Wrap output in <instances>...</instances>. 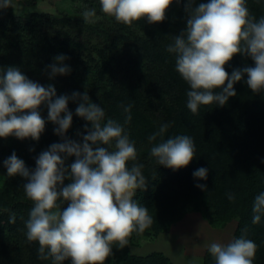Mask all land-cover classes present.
Returning <instances> with one entry per match:
<instances>
[{
  "label": "trees",
  "instance_id": "trees-1",
  "mask_svg": "<svg viewBox=\"0 0 264 264\" xmlns=\"http://www.w3.org/2000/svg\"><path fill=\"white\" fill-rule=\"evenodd\" d=\"M79 1L88 3L79 18L83 19L80 16L93 7L101 10L99 0ZM246 4L257 20L264 17V0H246ZM79 18L58 19L40 13L16 17L9 7L0 9V65L16 66L44 86L53 84L57 96L87 91L91 101L103 107L105 120L114 119L125 127L137 149L134 163L143 165L148 181L147 189L136 190L133 197L153 219L145 230L158 234L163 225L175 222L183 201L204 204L219 222L238 220L234 239L246 233V238L257 245L254 264H264V216L259 224L252 223L254 199L264 192V92L253 93L241 80L234 85L236 96L230 97L223 107L215 103L201 106L196 114L187 108L186 93L190 87L175 70V54L167 51L173 38L185 28L183 0L179 5L174 2L167 19L158 24L150 25L141 19L125 25L104 13L93 17V22ZM61 53L70 57L65 64L72 71L49 80L44 69ZM244 66H254V61L236 55L226 65V71L231 74ZM78 103L69 101L73 123L66 136L80 142L77 133L86 134L84 126L88 122L76 116ZM128 105L131 119L125 123L129 113L122 106ZM39 111L46 120L39 141L0 138V264H52L51 259L39 258V245L35 242L28 243L34 253L31 258L22 257L24 249L19 248L18 242L27 241L25 221L32 202L23 190L25 178L9 177L3 167V161L15 152L30 170L34 169L35 158L42 151L62 142L54 133L56 125L47 121V106L42 105ZM164 123L170 125L167 132L150 142L148 138ZM177 135L190 136L196 154L187 167L173 170L159 165L150 149L161 139ZM74 160L69 157L66 166ZM201 167L208 169L206 180L193 176ZM197 184L206 185L207 190ZM229 195L234 199L230 200ZM13 214L16 218L11 223ZM124 249L125 246L113 245V264H170L159 254L135 257L125 255ZM107 260L105 264H110ZM205 264H214L209 252Z\"/></svg>",
  "mask_w": 264,
  "mask_h": 264
},
{
  "label": "clouds",
  "instance_id": "clouds-1",
  "mask_svg": "<svg viewBox=\"0 0 264 264\" xmlns=\"http://www.w3.org/2000/svg\"><path fill=\"white\" fill-rule=\"evenodd\" d=\"M174 2L179 5L182 0H99L106 16L125 25L141 19L150 25L162 23ZM183 4L185 28L167 51L175 54V70L190 87L187 108L196 114L201 106L215 103L223 107L236 96L234 85L241 80L253 93L264 92V17L257 20L246 0H183ZM10 6L11 0H0V9ZM95 15V9L83 13L86 21ZM236 55L250 57L254 66L229 74L226 65ZM68 59L63 53L53 57L44 69L49 80L71 73L65 64ZM69 101H79L75 114L88 122L86 134L77 133L80 142L66 136L73 123ZM42 105L47 106V121L56 125L54 133L62 142L42 151L31 170L15 152L3 161L7 176L19 175L27 181L23 190L32 207L25 221L26 238L39 245V258L51 259L52 264L66 260L70 264H105L114 244L123 248L131 233L143 232L153 223L148 209L133 199L136 190H146L148 185L143 165L134 163L135 143L121 123L105 120L103 107L93 103L87 91L57 96L53 84L44 86L16 66L0 65V138L39 141L46 126L39 111ZM122 107L129 113L126 123L131 119V105ZM169 127L160 125L149 141L162 138ZM195 154L194 141L188 135L161 139L150 149L159 165L173 170L187 167ZM69 157L75 160L66 166ZM207 175L208 169L203 167L193 173L200 180ZM196 187L207 190L203 184ZM252 211V223L259 224L264 216V192L255 197ZM15 218L13 214L10 222ZM256 251V243L246 233L208 248L214 264H254Z\"/></svg>",
  "mask_w": 264,
  "mask_h": 264
},
{
  "label": "rangeland",
  "instance_id": "rangeland-1",
  "mask_svg": "<svg viewBox=\"0 0 264 264\" xmlns=\"http://www.w3.org/2000/svg\"><path fill=\"white\" fill-rule=\"evenodd\" d=\"M87 4V2L82 4L79 0H11L9 8L16 17L40 13L51 14L58 19L68 16L75 20L79 18V13H82V7H86ZM93 8L96 11V15L93 17H98L103 13L97 7ZM93 17L89 21L93 22ZM82 20H85L84 17ZM53 28L50 27L51 30L56 29ZM136 28L140 30L139 27ZM50 29H44V31L47 32ZM134 33L138 34L137 31ZM157 115L162 116V111H157ZM1 182L0 178V188L2 187ZM177 210L175 222L163 225L158 234L151 230H145L143 233H131L125 245V255L147 257L159 254L168 259L170 264H205V256L212 243L227 244L233 241L238 220L219 222L204 204L188 200L187 202L183 201ZM18 243L19 248L23 247L24 249L22 257L31 258L34 253L33 250L28 249L29 241L24 240ZM113 253L112 255H114ZM112 255L109 256L110 258L108 257L110 264H113L114 257ZM63 264H70V261L63 262Z\"/></svg>",
  "mask_w": 264,
  "mask_h": 264
}]
</instances>
